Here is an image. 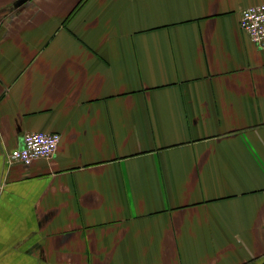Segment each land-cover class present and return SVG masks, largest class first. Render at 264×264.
Listing matches in <instances>:
<instances>
[{
  "label": "crops",
  "instance_id": "1",
  "mask_svg": "<svg viewBox=\"0 0 264 264\" xmlns=\"http://www.w3.org/2000/svg\"><path fill=\"white\" fill-rule=\"evenodd\" d=\"M262 3L0 0V264H264Z\"/></svg>",
  "mask_w": 264,
  "mask_h": 264
},
{
  "label": "built area",
  "instance_id": "2",
  "mask_svg": "<svg viewBox=\"0 0 264 264\" xmlns=\"http://www.w3.org/2000/svg\"><path fill=\"white\" fill-rule=\"evenodd\" d=\"M240 27L251 40L264 50V3L248 6L241 11ZM23 145L8 154V160L28 164L40 158L52 157L58 148V132H27Z\"/></svg>",
  "mask_w": 264,
  "mask_h": 264
}]
</instances>
